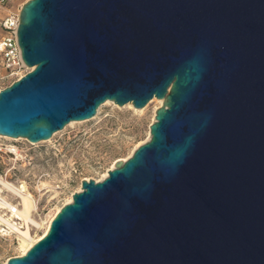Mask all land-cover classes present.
<instances>
[{"label":"water","instance_id":"1","mask_svg":"<svg viewBox=\"0 0 264 264\" xmlns=\"http://www.w3.org/2000/svg\"><path fill=\"white\" fill-rule=\"evenodd\" d=\"M0 136L161 100L148 139L80 181L5 264H264V0H28Z\"/></svg>","mask_w":264,"mask_h":264},{"label":"rangeland","instance_id":"2","mask_svg":"<svg viewBox=\"0 0 264 264\" xmlns=\"http://www.w3.org/2000/svg\"><path fill=\"white\" fill-rule=\"evenodd\" d=\"M26 1L1 3L0 21L17 15ZM4 35L0 27V38ZM28 70L24 67L9 73L0 66V90ZM159 101L151 98L140 110L104 102L91 119L68 123L48 140L37 143L0 136V200L22 209L20 199L11 190L22 186L33 203L30 218L37 223L47 220L80 190L81 180H101L114 161L125 160L148 139V127ZM0 217L18 228L24 227V221L7 209H0ZM29 230L34 240L43 234V229L29 226ZM20 255L17 234L0 222V264Z\"/></svg>","mask_w":264,"mask_h":264},{"label":"bare ground","instance_id":"3","mask_svg":"<svg viewBox=\"0 0 264 264\" xmlns=\"http://www.w3.org/2000/svg\"><path fill=\"white\" fill-rule=\"evenodd\" d=\"M159 104H161V100L159 101ZM126 105L130 107L129 103ZM70 123L72 124V122ZM1 184L5 187H8L6 186V184L3 183ZM11 190L20 199L22 209H17L1 200H0V209H7L10 213H12V216L20 217L24 221V227L18 228L14 226V224H11L8 220H5L1 217H0V222L6 225L7 227H9L10 229H12L17 234L19 240V247L22 250V255H23L36 241H38L45 234L51 219L58 212L59 208L56 211H54L53 214L49 216L47 220L42 222L39 221L40 223H37L30 218V212L33 209V203L30 198V195L25 192L26 190H24L22 186L19 188L13 187V189ZM70 201H71V197L67 200L65 204L69 203ZM29 226H31L34 229H43V234L34 240L30 236Z\"/></svg>","mask_w":264,"mask_h":264},{"label":"built area","instance_id":"4","mask_svg":"<svg viewBox=\"0 0 264 264\" xmlns=\"http://www.w3.org/2000/svg\"><path fill=\"white\" fill-rule=\"evenodd\" d=\"M6 1L8 0H0V4ZM16 26L17 15L6 17L0 21V27L5 33V35L0 38V66L9 73L24 68L16 43ZM22 76L23 75L18 76L16 80Z\"/></svg>","mask_w":264,"mask_h":264}]
</instances>
